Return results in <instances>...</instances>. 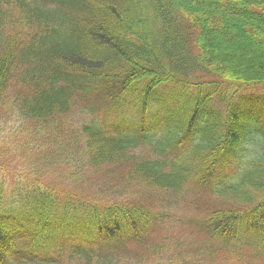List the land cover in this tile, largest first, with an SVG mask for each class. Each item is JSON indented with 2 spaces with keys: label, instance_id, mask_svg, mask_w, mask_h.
Returning <instances> with one entry per match:
<instances>
[{
  "label": "trees",
  "instance_id": "16d2710c",
  "mask_svg": "<svg viewBox=\"0 0 264 264\" xmlns=\"http://www.w3.org/2000/svg\"><path fill=\"white\" fill-rule=\"evenodd\" d=\"M190 2L0 0V122L19 121L0 124V264H146L179 205L165 264H264V68L207 54L234 26L264 44V0ZM22 122L46 152L29 171L98 173L103 202L29 171L5 191Z\"/></svg>",
  "mask_w": 264,
  "mask_h": 264
},
{
  "label": "rangeland",
  "instance_id": "374dc122",
  "mask_svg": "<svg viewBox=\"0 0 264 264\" xmlns=\"http://www.w3.org/2000/svg\"><path fill=\"white\" fill-rule=\"evenodd\" d=\"M173 4L179 5L187 10L195 8L191 5L190 0H173ZM207 38L208 49L210 50L207 54L212 58L223 59L228 69H236L240 73L243 72L242 74L248 75L251 74V72L257 73V71L264 68V44H258L257 42L252 41L250 37L243 35L239 26L226 28L224 32H217L215 34L210 33ZM18 123L19 121L12 120L8 125L15 127ZM6 145L9 147H6L5 150L12 155H10V157L8 156L6 159V161L10 162H2L1 165L8 169L6 172L7 175H15L13 178L12 176L7 177V189H9L13 185V181L20 179L19 174L30 169L29 167L32 164L30 161L39 160L40 158L38 156L43 155L44 150L40 148V146L34 144V141L29 136V130L20 131L14 140L9 139ZM23 145H25L24 148L22 147ZM0 154L4 157L5 153L3 152L2 147H0ZM57 168L59 169V172H62V168ZM55 171L56 168H47L41 171L39 177L42 178L44 182L50 183L54 186L56 185L54 183L57 182L60 187L66 188L69 191L78 192L81 194L80 196L84 198L103 202L95 199L101 198L95 188V184L102 175L91 173L87 178L72 187V182L74 180L64 176L68 175L66 170L63 171L62 176H59ZM183 212V208H178L174 211V214L179 215ZM176 217L177 216H172L166 223L169 229L160 233V236L164 238V240L170 236L171 229H177L176 226L170 227L171 223L174 225L180 223ZM161 253H163L164 258H159V254ZM169 256L170 247L166 246L163 249L159 247L158 252H153L150 260L153 262L156 259L160 263L165 264L166 259H168ZM141 261H144V259Z\"/></svg>",
  "mask_w": 264,
  "mask_h": 264
}]
</instances>
